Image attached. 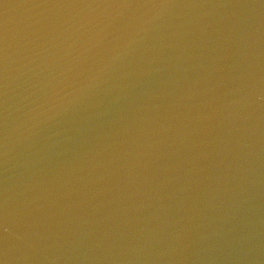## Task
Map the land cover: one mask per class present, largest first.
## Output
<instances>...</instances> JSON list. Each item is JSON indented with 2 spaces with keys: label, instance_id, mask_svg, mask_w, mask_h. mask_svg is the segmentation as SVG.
Segmentation results:
<instances>
[{
  "label": "water",
  "instance_id": "1",
  "mask_svg": "<svg viewBox=\"0 0 264 264\" xmlns=\"http://www.w3.org/2000/svg\"><path fill=\"white\" fill-rule=\"evenodd\" d=\"M85 8L120 15L19 136ZM0 264H264V0H0Z\"/></svg>",
  "mask_w": 264,
  "mask_h": 264
},
{
  "label": "clouds",
  "instance_id": "2",
  "mask_svg": "<svg viewBox=\"0 0 264 264\" xmlns=\"http://www.w3.org/2000/svg\"><path fill=\"white\" fill-rule=\"evenodd\" d=\"M119 15L120 13L103 14L93 8L82 9L63 22L61 38L58 42L39 46L37 52L49 54L38 67L42 70H56L51 77L54 83L32 104L24 119L15 125L14 131L19 136H28L65 107L62 89L72 69L71 61L66 58L69 54H81L93 47L102 46L110 23ZM11 47L6 36L5 64L11 57Z\"/></svg>",
  "mask_w": 264,
  "mask_h": 264
}]
</instances>
